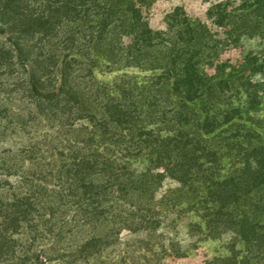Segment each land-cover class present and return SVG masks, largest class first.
Listing matches in <instances>:
<instances>
[{
	"label": "trees",
	"instance_id": "obj_1",
	"mask_svg": "<svg viewBox=\"0 0 264 264\" xmlns=\"http://www.w3.org/2000/svg\"><path fill=\"white\" fill-rule=\"evenodd\" d=\"M156 1L0 0V35L5 37L0 39V136L17 129L14 117L18 115L13 114L10 104L13 95L18 94L49 121L62 123L65 117L77 113V121H83L81 126L99 128L111 140L112 136L118 137L116 145L120 144L124 151L137 152L135 155L143 153L148 142L153 148L151 154L161 148L162 158L171 163L207 159L209 162L189 169V181L181 190L190 187L201 173L211 170L220 158L207 137L210 139L229 126L245 128L242 122L251 121L234 102L224 100L233 92L228 79L217 80L201 73V63L209 57L211 48L210 43L200 42L195 20L177 8L167 16V28L154 30L150 26L145 9ZM263 6L264 0H247L237 8L220 1L210 8L209 16L219 17V24L236 43L238 36L252 30L237 12L251 11L257 18ZM95 42L106 43L118 63L151 71L158 78V85L172 82L178 111L174 127L161 128L160 137L151 142L143 140V135L153 134L135 132L141 129L138 120L142 114L137 112L130 90L105 85H99L95 91L104 107L101 116L81 113L79 86L88 85L94 76L96 65L87 51ZM257 56L258 53H252L250 64L246 65L255 76L262 77L256 84L251 80L248 83L264 94V65L252 68L260 61ZM245 91L252 93L249 88ZM220 103L229 105L222 113L218 111ZM191 124L197 126L198 133L186 130ZM233 137L241 141L239 136ZM92 139L78 140L77 144L82 146H78L77 152L62 153L59 158L54 155L52 173L46 177L41 174L43 178L19 174L15 169L19 160L8 158V150H0V174H19V190L26 192H0V264H51L52 258L43 254L38 245L45 233L56 237L65 234L69 224L63 219L62 208L77 207V217L82 215L84 222H90L103 215L99 209L108 195L124 190L129 173L123 172L125 167L101 161L96 150L89 152ZM250 160L256 165L252 174L263 177L264 144L252 147ZM0 190L8 188L0 184ZM79 191L83 198L76 204L72 198ZM107 239L92 236L77 245L78 260L97 259L95 256L109 245Z\"/></svg>",
	"mask_w": 264,
	"mask_h": 264
},
{
	"label": "rangeland",
	"instance_id": "obj_2",
	"mask_svg": "<svg viewBox=\"0 0 264 264\" xmlns=\"http://www.w3.org/2000/svg\"><path fill=\"white\" fill-rule=\"evenodd\" d=\"M220 1L237 8L247 0H157L145 9V17L154 30L167 28V16L177 8L196 21L200 42L210 43L211 48L209 57L201 63V73L217 80L228 79L233 92L224 100L234 102L251 121L242 122L245 128L229 126L216 136L207 137L220 160L184 190L181 189L189 181V169L207 159L171 163L162 158L161 148L151 154L153 148L148 142L147 149L135 155L138 153L116 145L118 137L112 136L111 140L99 128L81 126L83 121H77V113L65 117L62 123L49 121L27 100H21V95H13L10 106L18 115L14 117L17 129L0 136V150H8V158L19 160L15 168L19 174L26 173L30 178L49 176L50 164L56 158L53 156L77 152L82 146L77 141L83 137L93 138L89 152L96 150L101 161L118 164L129 173L124 190L107 196V202L99 209L103 215L98 219L84 222L80 213L83 219L77 217V207L62 208L63 219L69 224L65 234L56 237L45 233L38 245L43 254L52 258L51 264H264V176L256 178L252 174L256 165L250 160L252 147L264 144V94L248 83L251 80L256 84L262 76H255L246 65L250 64L252 53H258L260 59L252 68L264 65V6L257 18L251 11L237 12L252 30L238 36L235 43V38L231 40L229 31L219 24V17L209 16L210 8ZM0 39L5 37L0 35ZM87 55L96 67L88 85L79 86L84 116H101L104 107L95 91L105 85L130 90L136 110L142 114L138 120L141 129L135 132L153 134L143 135V140L151 142L160 137L161 128L174 127L178 111L172 82L158 85L159 80L151 71L118 63L104 42L91 45ZM227 106L220 103L218 111L222 113ZM186 130L198 133L194 124ZM19 174H0V184L8 188L0 192L25 194V190H19ZM78 194L72 198L76 204L83 198L81 191ZM92 236L108 237L110 243L95 256L97 259L78 260L77 245Z\"/></svg>",
	"mask_w": 264,
	"mask_h": 264
}]
</instances>
